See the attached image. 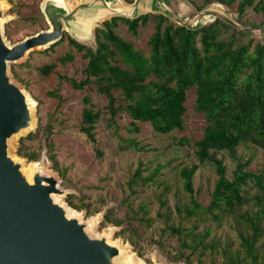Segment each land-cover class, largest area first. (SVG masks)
I'll list each match as a JSON object with an SVG mask.
<instances>
[{
  "label": "trees",
  "instance_id": "trees-1",
  "mask_svg": "<svg viewBox=\"0 0 264 264\" xmlns=\"http://www.w3.org/2000/svg\"><path fill=\"white\" fill-rule=\"evenodd\" d=\"M187 1L196 11L204 12L198 19L203 20L196 27L177 23L164 12L149 11L135 18L113 16L96 27L95 45L84 44L65 32L61 40L49 48L54 49L67 38L77 52L83 53L87 59L83 69L85 78L81 81L64 75L61 78L76 89L93 86L97 94L107 98L113 122L119 113L126 112L130 116L132 132L140 130L138 122H148L154 131L162 134L183 129L187 93L195 88L194 108L204 115L207 125L202 138L195 142L197 162L179 170L183 190L189 198L188 204L177 206L179 224L172 222L171 208L163 197L168 194L167 186L160 198L161 207H165L161 215L165 229L179 240L178 248H170V253H174L171 258L174 261L185 259L187 264H192L190 255L199 250L202 256L211 255L213 264L219 256L223 259L222 264H264V169L260 172L251 170L249 167L255 156L244 158L239 154L240 146L264 149V39L255 35L252 28H240L233 20L207 9V5L215 1L233 5L237 0H205L200 6L193 0ZM249 9L264 13V0H239V21ZM150 20L155 21V31L148 41L150 51L147 55L119 33V26L126 24L129 31L137 35L140 26L147 25ZM6 33L9 35V30ZM62 59L73 61L75 53L69 50ZM52 67L53 64H47L43 71L48 72ZM118 90L122 99L114 93ZM53 94L60 97L57 92ZM85 102L87 106L83 109L80 129L95 142L101 113L95 110L90 96L85 97ZM41 131L45 134L53 167L64 175L66 170L57 163L50 125L42 127L40 124L21 137L17 154L29 161H37L41 152L32 150L26 140H36ZM131 145L144 149L136 142ZM226 157L236 162L232 179L228 177ZM206 166L212 168L218 179L210 191L209 204L204 206L196 196L194 186L198 170ZM160 171L161 166H157L144 176L140 165L132 182L139 179L143 183L158 182ZM75 197L74 194L67 197L72 207L89 208L90 214H94L90 204L83 198L76 203ZM140 209L144 216L139 221L151 227L153 219L146 217L149 210ZM114 212L115 207L106 211L103 226L110 221L116 225L123 223V220L113 218ZM134 213L137 215V211ZM135 215L133 217L137 218ZM183 221L217 225L231 221L235 241L229 237L224 240L216 235L211 237L214 231L211 225L195 233L198 226L187 228L182 225ZM127 230L139 237L133 226L121 228L117 236L125 235ZM129 241L137 246L135 239L129 238ZM188 249L191 254L185 255ZM140 256H143L141 252Z\"/></svg>",
  "mask_w": 264,
  "mask_h": 264
},
{
  "label": "rangeland",
  "instance_id": "rangeland-1",
  "mask_svg": "<svg viewBox=\"0 0 264 264\" xmlns=\"http://www.w3.org/2000/svg\"><path fill=\"white\" fill-rule=\"evenodd\" d=\"M67 1L72 5L78 3V0ZM238 1L233 5L215 1L208 4L207 9L209 12H217L233 20L240 28H252L255 35L264 39V13L249 9L242 21H239ZM44 2L45 0H0V8L4 11V33L9 43L15 44L28 36L50 28L42 11ZM193 2L196 6L205 4V0H193ZM169 4L179 10L181 15H188L187 19H191V22H188L190 24H200L203 20V18L200 19L201 21L198 19L204 12L196 11L194 5L187 0H169ZM173 20L177 22L176 19L173 18ZM6 30H9V35ZM154 31L155 21L153 20L145 26L141 25L137 35L129 31L126 24L121 23L119 26V33L147 55L150 51L148 41ZM69 50L75 53V59L64 62L62 58ZM47 64H53V67L48 72H44L43 67ZM86 64L87 59L83 57V53L77 52L67 38L54 49H36L22 61L10 63L9 74L24 88L33 101L35 122L31 130L10 142V153L26 162L27 166L40 162L46 173L54 174L60 180V186L65 193L59 195L58 200L76 212L81 222L88 224L87 231L90 234L106 237L112 244L121 245L124 247V254H131L130 256L141 264H187L185 259L174 261L171 258L174 253H170V248H178L179 240L165 229L164 218L161 217L165 207H161L160 198L167 186L168 194L163 197L171 208L172 222L179 224L177 206L189 203V198L180 181L179 170L183 166H190L197 162L194 156L195 142L202 138L207 125L204 115L194 108L195 88H191L187 93V111L184 115L183 129L162 134L154 131L150 123L138 122L140 130L132 132L130 116L126 112L119 113L113 122L107 98L97 94L93 86L76 89L70 82L61 78L64 75L78 81L83 80L85 78L83 69ZM53 92H57L60 97ZM114 93L122 99L121 91ZM87 95L92 98L95 110L101 113L97 123L95 142H92L80 129L83 109L87 106L85 102ZM40 124L42 127L51 126L54 152L60 168L66 170L64 175L53 167L54 162L48 155L47 141L42 131L36 140H26L32 150L41 152L37 161H29L17 154L20 138L28 135ZM132 142L138 143V146L144 149L140 150L131 145ZM239 154L244 158L255 156L254 162L249 167L251 170L260 172L264 169V149L253 145L240 146ZM225 161L228 166V177L232 179L236 162L229 157H226ZM140 165L144 176L152 172L155 167L161 166L158 182L143 183L141 179L132 182L134 173ZM217 179V175L210 166L201 167L195 176L196 196L204 206L210 202V191L214 188ZM70 194L76 196V203H80V198H83L85 203L91 205L94 214H90L89 208L79 210L72 207L67 201ZM114 207L113 218L121 219L123 223L116 225L114 221H110L107 226H103L102 220L106 211ZM140 207L149 210L146 217L153 219L151 227L139 221L144 216V211ZM134 210L137 211V215ZM134 215L137 218H134ZM231 224V221L224 222L222 225L194 221L182 222V225L187 228L197 225L195 233L202 232L205 226L211 225L214 228L211 237L216 235L223 240L229 237L235 241ZM130 226L138 231L139 237L135 236L131 230H127L125 235L117 236L121 228ZM129 238L138 242L136 247L130 243ZM235 246L238 245L235 244ZM140 252L143 254L142 257ZM189 254L191 249L185 251V255ZM190 256L192 264H213L212 256L209 254L202 256L199 250ZM222 261L221 256L214 260L216 264H222Z\"/></svg>",
  "mask_w": 264,
  "mask_h": 264
},
{
  "label": "water",
  "instance_id": "water-1",
  "mask_svg": "<svg viewBox=\"0 0 264 264\" xmlns=\"http://www.w3.org/2000/svg\"><path fill=\"white\" fill-rule=\"evenodd\" d=\"M42 11L50 28L12 44L5 37L0 8V264H122L124 247L90 234L77 214L68 215V206L56 199L65 191L54 174L46 173L39 162L30 180L22 162L10 153V142L35 122L33 101L13 80L9 66L33 50L49 48L65 32L95 45L96 27L113 16L164 12L180 24H197L188 23L189 16L181 15L169 0H78L75 5L45 0Z\"/></svg>",
  "mask_w": 264,
  "mask_h": 264
},
{
  "label": "bare ground",
  "instance_id": "bare-ground-1",
  "mask_svg": "<svg viewBox=\"0 0 264 264\" xmlns=\"http://www.w3.org/2000/svg\"><path fill=\"white\" fill-rule=\"evenodd\" d=\"M16 160H20L16 157H14ZM22 162V171L27 175V177L31 180L33 177V174L35 172V169L40 165L39 162H35L32 165L27 166V163L20 160ZM29 167V168H28ZM59 195H56V199L58 200ZM77 214L74 212L70 207H68V215ZM131 254L126 253L121 257L122 264H141L140 262L136 261V259L133 256H130Z\"/></svg>",
  "mask_w": 264,
  "mask_h": 264
}]
</instances>
